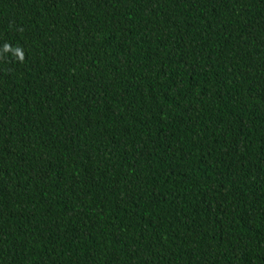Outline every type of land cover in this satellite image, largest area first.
I'll list each match as a JSON object with an SVG mask.
<instances>
[{
	"label": "trees",
	"instance_id": "16d2710c",
	"mask_svg": "<svg viewBox=\"0 0 264 264\" xmlns=\"http://www.w3.org/2000/svg\"><path fill=\"white\" fill-rule=\"evenodd\" d=\"M0 264H264V0H0Z\"/></svg>",
	"mask_w": 264,
	"mask_h": 264
}]
</instances>
